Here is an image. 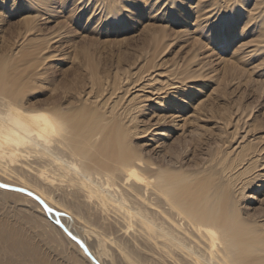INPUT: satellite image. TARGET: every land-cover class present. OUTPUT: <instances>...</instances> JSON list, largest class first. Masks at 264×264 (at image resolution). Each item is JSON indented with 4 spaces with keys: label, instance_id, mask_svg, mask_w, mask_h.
I'll list each match as a JSON object with an SVG mask.
<instances>
[{
    "label": "bare ground",
    "instance_id": "bare-ground-1",
    "mask_svg": "<svg viewBox=\"0 0 264 264\" xmlns=\"http://www.w3.org/2000/svg\"><path fill=\"white\" fill-rule=\"evenodd\" d=\"M47 1L0 0V13L8 17L6 20L0 14L1 30L8 31L10 21L27 13L15 21L17 26H25L24 32L18 33V43L14 47L13 43L0 46V181L31 190L52 209L62 212L61 221L85 242L100 264H106L102 260L106 253L104 241L111 249L114 246L124 264H264V216L256 211H245V215L238 206L247 186L259 177L256 171L264 170L263 144L258 146V142L249 140L239 144L232 156L223 152L219 159H210L202 166L184 167L176 153L167 162L154 160L132 141L137 133L135 114L142 101L104 88L109 83L103 85L92 64L91 97L82 98L79 92L70 94L74 101L69 105H75L67 109L55 100L28 103L27 98L36 96L31 91L41 84H52L47 80L50 76H43L39 67L51 54L46 49L53 37L42 40L44 33L34 30L35 10L30 11V7L47 5ZM77 1L82 11L90 6L100 13L117 4V0H92V5L86 0ZM245 1L237 0L235 4ZM61 4L69 6V0ZM225 13L240 16L241 11L233 8ZM103 15L118 17L116 11ZM260 16L257 36L264 39V10ZM146 75L149 78L140 81L138 87L150 86L156 80L151 72ZM185 80L175 77L152 89L160 92L176 88ZM26 177L32 183L18 182ZM0 189L3 200L20 197L14 193L30 199L32 212L46 226L54 225L85 263L94 264L54 224V215L48 217L35 199ZM55 194L67 195L70 212L55 206ZM12 208L13 216L5 214L8 219H0V254L5 258L0 264H57L55 260L47 262L46 253L37 251L34 232L16 219L22 210ZM76 220L83 225L74 227ZM90 239L97 249L91 248Z\"/></svg>",
    "mask_w": 264,
    "mask_h": 264
},
{
    "label": "rangeland",
    "instance_id": "rangeland-1",
    "mask_svg": "<svg viewBox=\"0 0 264 264\" xmlns=\"http://www.w3.org/2000/svg\"><path fill=\"white\" fill-rule=\"evenodd\" d=\"M76 1L69 0L68 6L61 4L62 0H49L38 9L30 7L31 12L35 10L34 30L44 33L42 40L53 39L46 49L51 54L39 67L52 84H41L31 91L36 96L27 98L29 104L55 100L67 109L75 105H69L74 101L70 94L91 97L92 64L103 85L109 83L104 88L142 101L135 114L137 133L132 141L154 160L167 162L176 153L184 167L202 166L210 159H219L223 152L232 156L239 144L249 140L264 145V39L257 36L264 10L262 0H246L240 5L235 4L237 0H117L115 7L103 8L102 13L90 6L82 11ZM86 2L92 5V0ZM233 8L241 11L240 16L225 13ZM109 11H116L118 17H105ZM0 14L8 19L7 14ZM26 15L10 21L9 32L0 29V46L18 43V33L24 32L25 26H17L15 21ZM22 43L27 47L26 39ZM150 72L154 83L138 87ZM141 75L146 77L133 86L129 84ZM175 77L186 80L159 93L152 89ZM234 131L237 133L232 136ZM256 172L259 177L247 186L238 206L245 215V211H256L264 216V170ZM21 180L33 181L30 177L18 182ZM15 194L20 197L0 198V219L6 218L5 214L13 216L12 207H19L22 211L16 219L34 232L37 251L46 253L47 262L64 264L65 259L69 264H89L54 225L46 226L32 212L30 199ZM53 201L60 211L70 212L67 195L55 194ZM77 225L83 223L76 220L74 227ZM89 242L97 249L92 239ZM103 244L106 253L102 260L106 264H124L114 246L112 250L107 241ZM0 260H5L1 254Z\"/></svg>",
    "mask_w": 264,
    "mask_h": 264
},
{
    "label": "water",
    "instance_id": "water-1",
    "mask_svg": "<svg viewBox=\"0 0 264 264\" xmlns=\"http://www.w3.org/2000/svg\"><path fill=\"white\" fill-rule=\"evenodd\" d=\"M0 187L4 188V189H8V190H13V191H18L21 193H24L30 197H32L33 199H35L38 203H40V205L42 206V208L44 209V211L46 212V214L48 215V217H50L52 215H54L53 218V222L54 224H56L57 226H59L62 231L68 236L70 237V239H72L73 241H75L78 246L82 249L83 253L94 263V264H100L98 262V260L94 257V255L91 253L90 249L88 248V246L85 244L84 241H82L81 238H79L77 235H75L60 219V216L62 215V212H59L57 210L52 209L50 206H48L37 194H35L34 192H32L31 190H28L24 187H19L17 185H12V184H8V183H4L0 181Z\"/></svg>",
    "mask_w": 264,
    "mask_h": 264
}]
</instances>
